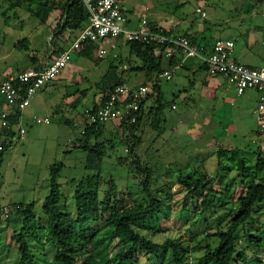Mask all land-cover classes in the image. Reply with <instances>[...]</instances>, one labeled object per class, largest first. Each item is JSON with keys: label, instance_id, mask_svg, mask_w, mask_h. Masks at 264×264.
<instances>
[{"label": "rangeland", "instance_id": "rangeland-1", "mask_svg": "<svg viewBox=\"0 0 264 264\" xmlns=\"http://www.w3.org/2000/svg\"><path fill=\"white\" fill-rule=\"evenodd\" d=\"M135 3H142L152 10L151 13L171 15V19L178 23L173 28L174 33L191 30V22L202 24L208 43L219 39L232 40L233 59L254 67L264 65V0H122V6L127 8ZM25 7L21 0H0V56L22 38H27L30 43V50L24 55L42 57L51 50L49 40L57 20L56 14L46 23H41ZM197 8L206 17L201 18ZM158 23L168 30L172 27L165 21ZM194 39L198 43L202 41L201 38ZM121 51L125 58L128 55L126 47L123 46ZM19 61L18 66L25 65ZM106 66V61L99 60L96 52L91 58L84 59L72 54L68 67L54 81L46 84L34 96L31 105L22 111L25 139L3 153L0 167V209L9 207L12 211L9 218L0 217V264H16L17 251L10 237L13 229H19L21 225V216L16 213L18 207L32 205L35 219L30 228L34 229L36 236L41 235V227L47 220L42 204L50 191L49 167L54 164L62 165L57 180L62 197L57 208L63 213H75V187L92 172L85 169L86 152L73 145L81 136L84 111L92 106L93 88L90 86L100 79ZM121 75L128 87H136L145 79L142 70L122 71ZM204 78L203 70L191 73L179 68L170 81L162 80L163 109L159 127L164 131L157 133L154 123L151 128L144 125L137 132L141 139L134 152L144 165L154 170L153 187L164 189L163 175L170 171L172 191L177 192L172 197L169 217H162L161 227L158 222L143 223L151 226L150 232L158 243L167 238H181L193 245L217 226L226 227L230 219L229 210L242 189L234 172L226 179L216 181L214 186L217 189L227 185V197L222 201L216 198L203 220L189 207H183L185 193L184 187L176 184L177 169L185 167L187 172L184 175L193 172L194 178L199 175L211 178L219 170L217 151L221 145L240 149L245 162L252 167L256 166L258 148L264 158V138L258 132L255 114L257 92L246 89L244 94L238 95L226 81L211 84L215 78H211L209 86L203 88ZM84 89L88 91L82 99L78 91ZM104 126L98 142L112 141L102 147L104 158L98 187L100 190L106 188V182L113 177L120 205L141 202L138 180L133 178L129 167L126 140L130 132L122 131L117 121L106 122ZM225 163L230 165L227 161ZM254 218L264 221V203ZM35 248L41 249L37 244ZM45 250L50 258V248L45 246ZM243 255L246 260L253 259L252 249L245 247ZM168 259L169 255H165L160 261L154 260L155 264H166Z\"/></svg>", "mask_w": 264, "mask_h": 264}, {"label": "trees", "instance_id": "trees-1", "mask_svg": "<svg viewBox=\"0 0 264 264\" xmlns=\"http://www.w3.org/2000/svg\"><path fill=\"white\" fill-rule=\"evenodd\" d=\"M21 1L26 4L25 9L41 23H46L53 14H56L57 20L49 40L51 47L49 53L42 57L26 54L33 67L39 68L50 60L52 55L70 46L86 21L87 13L80 0ZM165 32L173 34L171 30ZM180 35L196 42L187 32ZM123 46L128 51L125 58L121 51ZM15 47L27 52L30 50V43L27 39H22L15 43ZM96 47L93 43H86L73 55L76 54L83 59L91 58ZM119 49L121 52L118 58L99 59L106 61L107 66L100 79L93 83L94 86H90L93 88L92 106L87 110L94 112L106 100L108 92L124 83L122 71L142 70L145 75L142 84H147L155 74L171 68L181 60L176 56L164 57L163 48L157 45L126 42ZM180 68L191 71V62L186 61ZM201 69L206 68L201 65L198 70ZM153 89L154 94L140 102L136 122L130 126L119 123L118 126L122 131L130 132V137L126 140L130 154L129 167L133 178L138 180L137 187L142 201L120 205L113 177L106 182V188L99 189L98 182L104 158L102 147L112 140L98 142L105 129L104 123H89L84 111L81 136L73 147L86 152L85 169L92 174L86 175L75 187L73 195L75 213L73 215L63 213L57 208L62 197L57 183L62 165L54 164L49 167L50 191L42 204L47 220L41 227V235L36 236L34 229L30 228L35 219L32 205L16 209V213L21 216V225L19 229H13L10 237L17 251L16 264H155V260L160 261L165 255H169L166 264H264V221L259 222L254 218L264 203V158L260 154V148L257 151L256 166L252 167L245 162L244 153L240 149L219 146L217 151L219 170L211 178L206 175L194 178L193 172L184 175L187 172L185 167L177 169L176 184L183 186L185 193L183 207H189L202 219L216 198L222 201L227 197V185L223 189H217L214 186L216 181L220 182L231 172L235 173V178L239 180L242 189L229 210L230 219L226 227L217 226L213 232L206 233L203 238L191 245L181 238H167L162 243L155 242L154 234L150 232L151 226L143 225L158 222L161 227L162 217L165 219L169 217L172 197L177 193L172 191L170 171L163 175L168 178L162 179L164 189L154 188L152 184L154 170L144 165L134 152L140 145L141 138L137 132L142 126L148 125L151 128V125L156 123L157 128L154 130L157 133L164 131L163 127H159L160 113L163 109L161 82L154 84ZM87 91V89L78 91L82 99L85 94L87 96ZM66 95L69 94L66 92ZM2 105L5 106L1 100L0 107ZM19 114L20 111L12 110L6 117L8 126L5 128L0 126L2 144L0 167L3 153L13 146L5 145L4 139L14 134ZM36 244L41 247L40 250L35 248ZM45 246L50 248V258L49 254L45 253L47 252ZM245 247L252 249L253 259H245L243 255Z\"/></svg>", "mask_w": 264, "mask_h": 264}, {"label": "built area", "instance_id": "built-area-1", "mask_svg": "<svg viewBox=\"0 0 264 264\" xmlns=\"http://www.w3.org/2000/svg\"><path fill=\"white\" fill-rule=\"evenodd\" d=\"M87 13L86 21L78 31L70 46L52 55L42 67H30L0 81V101L5 104L1 112V127L8 126L6 117L13 110L23 111L29 106L33 96L46 84L54 81L72 59V54L86 43H93L99 59H116L119 48L126 42L143 45H157L163 48L166 58L180 57V62L163 72L157 73L147 84L128 87L125 83L115 86L107 94L106 100L94 112L85 110L89 123L117 121L127 126L136 122L140 102L154 94L153 86L162 80L170 81L175 72L186 61H195L206 68L208 76H220L234 87L237 94L246 89H254L258 94L255 114L258 132L264 138V68H253L233 59L234 42L216 40L203 44L181 35L168 34L163 28L153 26L147 17L140 19L136 28L128 26V17L123 11L122 0H80ZM201 18L206 14L197 9ZM125 69L126 67L123 66ZM175 106L172 105V108ZM45 121V120H44ZM14 134L4 139V144H15L24 140L26 130L21 118H16ZM2 144H0V150ZM9 207L0 209V217L8 218Z\"/></svg>", "mask_w": 264, "mask_h": 264}, {"label": "crops", "instance_id": "crops-1", "mask_svg": "<svg viewBox=\"0 0 264 264\" xmlns=\"http://www.w3.org/2000/svg\"><path fill=\"white\" fill-rule=\"evenodd\" d=\"M122 8L128 17V26L130 28H136L140 19L143 17H147L149 22L155 27H158V28L160 27V28H163V29L168 31V29H166L164 25H161L160 23H158L160 21L161 22L165 21V22H167L168 26H172L170 29L171 33L178 34V35L182 34V33H174L173 32V28L176 27L178 25V23H177L176 19H171V15H169L168 13H162V12L151 13L152 10H150L148 7H146L142 3H140V4L135 3L134 5H132L131 7H128V8L126 6H122ZM143 9H144V11H147V14L144 13ZM148 12H149V14H148ZM55 23H56V20H55ZM187 33L191 34V38H201L202 41L200 43L211 44L205 40V35H204L205 28L203 27L202 24L191 22V30L187 31ZM22 39H27V38H22ZM23 53H24L23 51L18 50L17 47H15V44H13L11 48L6 49V52L4 55L0 56V81L4 80L5 78H7L9 76L15 75L16 73H18L22 70L33 67V64H31V62H29V59ZM11 58L12 59L14 58L13 61L14 60L15 61L14 62L12 60L10 61ZM19 60H22L21 62H25V65L18 66V64L20 63ZM190 62H191V73H196V71L199 69L200 65L197 64L195 61H192V60ZM237 62H239V61H237ZM241 64L249 66V67H253V68H264V65H261L259 67H254V66H251V65H248L245 63H241ZM203 71L205 72V78L202 82L203 88H206L207 86H209L211 78H215V79H212V82H211V84H213V85L216 81H218V82L225 81L224 79L221 80L218 76H208L206 69H203ZM244 92L242 94H244ZM36 94L34 96H36ZM242 94H238V95H242ZM34 96H33V98H34ZM33 98L31 99L29 106L31 105ZM4 109H5V106L2 105L0 107V111H2ZM19 117L22 120V111L20 112ZM22 123H23V121H22Z\"/></svg>", "mask_w": 264, "mask_h": 264}]
</instances>
